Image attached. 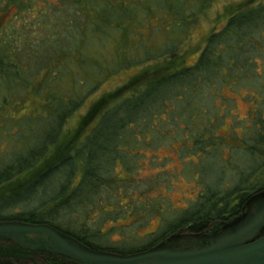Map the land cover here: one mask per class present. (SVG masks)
Wrapping results in <instances>:
<instances>
[{
    "label": "trees",
    "instance_id": "trees-1",
    "mask_svg": "<svg viewBox=\"0 0 264 264\" xmlns=\"http://www.w3.org/2000/svg\"><path fill=\"white\" fill-rule=\"evenodd\" d=\"M215 1L0 0V189L17 176L37 170L28 184L0 200V220L49 223L93 248L130 254L184 230L214 232L243 213L247 200L264 190V1L232 14L221 30L210 34L195 63L158 77L139 93L111 106L81 144L38 170L67 119L96 89V85H87L82 73L94 68L91 51H87L90 46L116 45L105 50L115 55L111 57L113 65L108 67L113 70L117 54L127 52L118 43L122 39L127 43L137 38L146 41L161 34L167 39L184 38L198 14ZM25 42L28 44L23 46ZM35 43L44 47L43 51L37 53ZM35 50L38 55H34L31 69L36 70L34 74L29 72L23 55ZM148 51L144 47L142 52ZM175 53V49L170 52ZM244 80H253L252 85L257 87L246 94L256 105L257 115L252 117L261 118L252 125L256 134L253 138L234 136L237 129L231 123L230 137L236 141L232 142L214 132L219 120H226L229 115L224 113L222 104L234 99L226 91L241 94ZM249 95L259 99H250ZM1 137H5L4 141ZM176 144L178 147L174 148ZM232 145L259 153L263 163H244L246 171L239 182L224 190L223 174L213 185L205 167L215 159L221 170L217 155ZM163 146L172 147L174 153L181 150L182 158L195 154L199 159H190L192 170L200 161L201 165L193 176L198 180L204 171L205 185L198 187L196 196L186 206L169 207V212L180 211L144 245L123 243L118 248L94 242L93 236L106 240L100 226L109 220L141 213L136 212V202L144 203L142 216L166 208L162 202L159 206V202L148 199L153 195L125 197L123 190L117 189V183L137 177L141 172L139 166L144 169L150 161L160 163L156 157L150 159L147 151L157 152ZM105 196L120 200L117 205H109V200L101 202ZM20 203L26 205V210L14 211ZM88 206L99 208L100 217L94 219L91 210L86 209ZM75 211L78 217L84 213L97 226H91L94 228L87 232V225L80 223L78 217L69 222ZM58 218L67 220L70 226H63L56 221ZM46 261L73 264L63 257L0 240V264Z\"/></svg>",
    "mask_w": 264,
    "mask_h": 264
},
{
    "label": "rangeland",
    "instance_id": "rangeland-1",
    "mask_svg": "<svg viewBox=\"0 0 264 264\" xmlns=\"http://www.w3.org/2000/svg\"><path fill=\"white\" fill-rule=\"evenodd\" d=\"M263 1L264 0H216L210 8L198 14L196 20L191 25V29L187 32L188 36H184V38L174 37V39H167L164 34H161L159 38L151 37L146 41H140L137 38L127 43L122 39L118 43L122 45L121 47L123 48L125 46L127 52H119L117 54L116 63L114 65L115 68L113 70H108V67L113 65V58L111 57L115 55L112 56L111 54L105 53V50L107 46V50H112L116 45L104 44L102 47H95L94 44V47H87V51H91L89 54L92 55L91 64H93L94 68L91 69L96 71L93 72L91 69H87L82 70V73L86 78L87 85H96V89L89 94L75 113L67 119L59 139L51 145L44 157L42 165L38 167V170L40 171L47 167L55 161L58 155L66 153L68 150L73 151L75 146L81 144L85 140L86 135L94 127L101 114L111 106L128 96L139 93L158 77L170 74L176 71L177 68L195 63L212 32L221 30L232 14L250 8ZM27 42L22 43V45L26 46L28 44ZM166 42H168V45ZM144 47L145 49H149V51L142 52ZM33 48L37 50V53H40V51L44 49V47L42 49L39 43H35ZM172 49H175L176 53L174 55L170 54ZM36 50L35 52H29L23 55L25 64H27L30 69L29 72L34 74L36 70L31 69L34 67V55H38L36 54ZM161 53H165V55L159 57ZM27 78H30L28 74ZM99 79L104 80L100 84H95ZM251 82H253V80L242 81L241 84L244 85L242 86L241 94L226 91L227 94L234 97V99L231 102L225 101L222 104L224 113L229 115L226 120H219L217 123L219 127L214 132L216 136L236 142L232 140L234 139L233 137H230L231 123L235 125L237 129V133H233L234 136L241 135L245 137L244 139H246V137L253 138L256 136L254 132L255 126L252 125L261 117H252L253 115H257L255 114L256 105L252 100L248 99L246 92L247 90L255 91L257 87L253 86ZM249 98L253 100L259 99L256 96L254 97V95H249ZM260 106L262 109L263 105ZM237 119L241 121H237ZM242 129L245 132H241ZM4 139L5 137H1V141H4ZM9 140L11 142L14 141L13 139ZM250 141L253 142L252 139H250ZM177 147L178 145L176 144L174 148ZM224 148L223 153L217 155L218 160H220L222 171L219 169V165L216 163L215 159L209 161L210 164L205 167V170L208 180H210L213 185L218 183L223 174L221 185L224 190H226L227 188L236 186L239 182V178L245 170L244 163L246 166H250L255 163L258 165L262 164L263 161L261 157H259V153L233 147V145ZM174 150L175 149L172 147L163 146L157 150V152L154 150L147 151L150 159L156 157L160 163L156 162L152 164L150 161V163L144 165L146 166L144 169L143 166H139L138 168L141 172L138 173L135 179L127 183H117V189L121 192L123 190L125 197H135L141 193H145L146 195L144 196L153 195L148 199L150 201L159 202V206L163 203L166 208H164L163 211H157L156 214L154 213L155 215L150 212L142 216L143 214L141 213L143 212L144 203L141 201L136 202V212H140L141 210V213L134 214L128 218L119 217V219L109 220L105 225L102 227L100 226V230H103L106 235V240H101L93 236L92 240L94 242L97 240L96 242L99 244L118 248H121L123 243L132 244L136 247L142 246L157 236V233L163 230V227L178 213L177 211H180L179 209H173L169 212V207L186 206L189 199L196 196L198 187L205 185V182H207L204 171L202 175L199 176L198 180L193 176L200 171L199 167L201 161L197 165H194L192 170L190 164L193 162H191L190 159L192 158L197 161L199 158H197L195 154H193V157L186 155L182 158V156H180L182 151L180 150V152L174 153ZM153 153L155 155H153ZM162 170L164 173H160ZM36 174L37 170L17 176L13 181L8 183L6 187L0 189V200L6 194L16 191L28 184ZM196 185L198 186L196 187ZM104 193H106V191ZM163 195H166V197L162 198ZM101 200H103L101 202H105L109 200V197L105 196L101 198ZM119 200L120 199L117 197H114L109 200V205H117ZM25 207V204L20 203L14 208V211H24L27 208ZM86 209L91 210V216L94 215V219L100 217V215H98L100 211L98 210L99 208H91V206H88ZM78 214L77 211L71 213V217L69 216L71 220H69V222H75L79 216ZM78 218L80 219V223H85L87 225V232H91L90 230L94 228L91 226H97V224L92 223L91 219L88 221L84 213ZM56 221L65 227L70 226V223L63 218H58ZM113 224L120 225L116 227ZM43 263L49 264L47 261Z\"/></svg>",
    "mask_w": 264,
    "mask_h": 264
},
{
    "label": "water",
    "instance_id": "water-1",
    "mask_svg": "<svg viewBox=\"0 0 264 264\" xmlns=\"http://www.w3.org/2000/svg\"><path fill=\"white\" fill-rule=\"evenodd\" d=\"M0 240L75 264H264V190L214 232H177L130 254L93 248L49 223L19 219L0 220Z\"/></svg>",
    "mask_w": 264,
    "mask_h": 264
},
{
    "label": "flooded vegetation",
    "instance_id": "flooded-vegetation-1",
    "mask_svg": "<svg viewBox=\"0 0 264 264\" xmlns=\"http://www.w3.org/2000/svg\"><path fill=\"white\" fill-rule=\"evenodd\" d=\"M183 232H187V231L184 230Z\"/></svg>",
    "mask_w": 264,
    "mask_h": 264
}]
</instances>
